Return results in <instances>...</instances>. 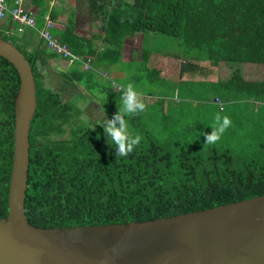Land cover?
Listing matches in <instances>:
<instances>
[{"label": "trees", "instance_id": "trees-1", "mask_svg": "<svg viewBox=\"0 0 264 264\" xmlns=\"http://www.w3.org/2000/svg\"><path fill=\"white\" fill-rule=\"evenodd\" d=\"M100 1L106 23L102 35L83 34L68 25L58 39L68 44L74 54L92 58L96 68L86 70L74 63L78 65L62 71L63 77L85 82L88 88L98 87L107 94L112 116L121 103L123 85L111 81L121 86L115 90L97 82L101 66L121 63L118 69L125 70L124 79L131 83L160 77L161 71L147 62L155 51L144 47L141 63L135 64L142 69L130 67L131 63L122 60L126 38L138 32L144 33L145 40L151 33L178 38L184 52L196 51L191 57L217 66L223 62L232 65L231 78L214 83L223 86L233 100L253 98L264 102V77L243 78L246 68L264 69V0H89L91 9ZM38 34L36 28L27 30L20 40L32 41ZM1 36L12 40L30 59L37 82L38 108L30 134L25 204L33 225L64 227L144 221L264 194V142L255 146L251 154H237L228 145L205 144L200 127L204 124L194 122L180 135H152L149 131L158 132L157 127L141 134L133 129L142 136L140 145L128 157H116L115 145L104 142L103 126L80 125V109H74L70 100L64 101L59 91L47 86L45 81L49 78L37 71V57L49 60L54 54L49 48L51 52L42 48L44 40L39 38L33 54H28L22 43V47L16 43L17 38ZM159 54L167 56L154 55ZM140 70L144 73L140 74ZM199 81L200 85L204 82ZM19 82L16 68L0 55V218L9 213L14 103ZM174 87L178 93L184 92L182 82L178 87L175 81ZM149 105L146 112L127 117L134 118L133 126L142 125V118L151 112ZM143 126L148 127L145 120ZM67 128L75 134L71 140L60 138ZM55 133L58 137L54 138Z\"/></svg>", "mask_w": 264, "mask_h": 264}, {"label": "water", "instance_id": "water-1", "mask_svg": "<svg viewBox=\"0 0 264 264\" xmlns=\"http://www.w3.org/2000/svg\"><path fill=\"white\" fill-rule=\"evenodd\" d=\"M0 55L20 80L9 213L0 218V264H264V194L144 221L33 225L25 204L37 82L30 59L1 35Z\"/></svg>", "mask_w": 264, "mask_h": 264}, {"label": "rangeland", "instance_id": "rangeland-1", "mask_svg": "<svg viewBox=\"0 0 264 264\" xmlns=\"http://www.w3.org/2000/svg\"><path fill=\"white\" fill-rule=\"evenodd\" d=\"M100 15V10L92 12L91 16L88 15V18L94 21L92 28L95 29L96 23H100V20H103L100 18ZM103 23L106 24L104 20ZM11 39L15 38L12 37ZM132 40V43H134V45L137 43L138 46L135 58L142 61L144 57V47H146L149 52L155 51L149 54L147 62L161 72L159 78L152 80L139 79L133 82V84L138 87L137 91L141 93L146 104H151L149 105L151 112L148 113V116L142 118V125H138L137 127L132 124L134 118H126L131 133L136 134L133 129H135L136 132L140 130L141 132H138L141 134L142 132L148 131L150 128L157 127V129H159L158 132H149H151L152 135H159L161 133V136H169L171 134L180 135L182 131L188 130L187 125L189 123L200 122L204 124V126H200L203 134H210L212 131L211 125L214 124V118L217 113H220L221 116L227 115L230 117L232 126L225 132L219 144L232 147L237 154L248 155L251 154L250 151L253 150L255 146L260 142H264V102L253 98L233 100L226 94L223 86L214 83L219 80L223 81L226 78H231L232 65L223 62L217 66L211 61H200L197 58H193L191 56L195 55V50L189 53L184 52L182 46L179 45L180 40L168 35L151 33L145 40L144 33L138 32L133 36ZM143 42L144 44L142 45ZM16 43L22 47L18 40ZM27 52L30 54L29 51ZM48 52L51 51L49 50ZM155 53H165L167 56L159 54L156 57L154 55ZM185 53H187L188 56ZM174 54L177 56L175 57ZM49 60L51 66L47 63ZM49 60H43L47 69L41 68L39 65L36 66L37 71L43 77L46 76L48 70L51 71V67L52 69H60L62 71L63 69H61V66L69 62L68 58L57 53L51 55ZM127 62H129L128 65L131 63L130 67L132 65H134V67H139L135 65V61L128 60ZM120 64L121 63H113L101 66V69L96 75L97 82H100V84L104 86H110L115 90H118L119 87L116 88V86L111 83L113 80L126 86L129 81L124 79L126 76L125 70L118 69ZM76 65L78 64H70L68 67L72 69ZM123 66L125 67V64H123ZM139 68L142 69L141 67ZM103 69L109 73L107 77L104 76L105 71H103ZM139 73H144V71L140 70ZM245 76L251 79L257 78L255 80H259V78L264 77V69L261 70L257 67L246 68V70H243V78H245ZM199 80H204V82L200 85ZM175 81H177L178 87L182 82V89L184 92L178 93L175 91V87L173 88ZM45 82L47 86H50L53 80H47ZM59 84L63 85L64 83L60 82ZM79 87V92L83 93L82 98L79 96L75 97L70 100V104L74 109L75 107L80 109L78 119L80 125L95 127L99 124L102 125V122L107 118L111 119V117H113L109 107L111 103L108 100L107 94H103L98 87L88 88L85 82L79 85ZM73 93L74 92L70 95H73ZM63 96H65L64 93ZM153 103H155V105H152ZM91 106L95 108L90 110ZM87 109L88 113L94 114V120L87 116ZM144 120L145 124L148 126L147 129L143 126ZM61 136L60 138L64 140H71L75 137V134L72 130L67 128L64 136ZM104 142H110L106 134L104 136Z\"/></svg>", "mask_w": 264, "mask_h": 264}, {"label": "crops", "instance_id": "crops-1", "mask_svg": "<svg viewBox=\"0 0 264 264\" xmlns=\"http://www.w3.org/2000/svg\"><path fill=\"white\" fill-rule=\"evenodd\" d=\"M6 1L8 5H12L15 0H6ZM101 2L102 1L98 2L96 4V7L94 9H91L89 0H23V7L26 9V11L32 12L35 15L36 22H37L36 27L39 29L45 27L46 17L51 18V20L54 23V26L52 27L51 31L52 33H54V36L56 37H59V33L63 31L68 25L75 27L76 31L83 33V34L91 33V34L102 35L104 32L103 30H104V25H105L103 23V20H104L103 14L100 15V18L103 20H100L101 21L100 23H96L95 29L92 28L94 25V21L88 18V15L91 16L92 12L101 10L99 9V5L101 4ZM43 11H44V15L41 14ZM20 27H22L21 24H19L12 18L8 17L4 19L2 22H0V34L9 36L11 38L12 37L17 38L18 41L22 43L31 54H33L35 50L34 44L36 41L39 42V38L41 37L38 34L37 36H34L32 38V41H28V42H26V40L21 41L20 38L22 37L23 32L30 30V29H35V28L26 26L23 28V30H19ZM133 36L134 35L128 36L125 40L123 51H122V60L124 62H127L128 60L135 61V62H141V60H138L135 58V55H137L136 49L138 46H137V43L135 45L134 43H132ZM46 44L47 43L44 40L42 48H46V52H48L49 49ZM143 44L144 42L142 43V45ZM37 58H38L37 59L38 65L41 68L47 69V66L46 64H44V61H43L46 59L43 57L41 58L37 57ZM47 63L49 66H51L50 60ZM67 64L70 65L69 62H67ZM67 64L64 66H61L62 67L61 69H63L62 70L63 72L69 70V67ZM50 70H51L49 71L50 73L49 72L46 73V77L49 78V81L54 80L51 86H53L56 91L62 92L64 94H65V90H67L68 92L69 91L75 92V93L79 92L78 89L80 88L79 85H82L81 83L72 82L70 80L65 79L60 69H52L51 67ZM131 73L133 74L134 71H131ZM60 82L64 84L60 85L59 84ZM114 85L116 86V88L118 87L117 84H114ZM68 86H69V90H68ZM81 94L83 95L82 92H80V94L78 95L80 96ZM94 108H95L94 106H91L90 110H93ZM91 115H94V114L91 113Z\"/></svg>", "mask_w": 264, "mask_h": 264}, {"label": "clouds", "instance_id": "clouds-1", "mask_svg": "<svg viewBox=\"0 0 264 264\" xmlns=\"http://www.w3.org/2000/svg\"><path fill=\"white\" fill-rule=\"evenodd\" d=\"M121 103L118 105V111L111 119L102 122L104 133L111 145H115L116 157H128L133 153L142 140L139 134H133L129 131L126 118L139 115L147 108V104L141 93L136 90L133 83L129 82L121 89ZM232 126V120L227 115L221 116L217 113L214 118V124L211 125V133H205V144L209 146L217 145L225 132Z\"/></svg>", "mask_w": 264, "mask_h": 264}, {"label": "built area", "instance_id": "built-area-1", "mask_svg": "<svg viewBox=\"0 0 264 264\" xmlns=\"http://www.w3.org/2000/svg\"><path fill=\"white\" fill-rule=\"evenodd\" d=\"M8 17L22 25L19 30H23L24 26L37 28L36 17L32 12L26 11L23 7V0H15L12 5H8L6 0H0V22ZM53 26L54 23L51 18L46 17L45 27L37 28L40 37L46 41L48 48L52 52L68 58L70 64L79 63L86 70L96 69L92 58H82L74 54L68 44L63 43L58 37L54 36L51 32ZM104 76H107L106 72H104ZM118 87L121 88V86Z\"/></svg>", "mask_w": 264, "mask_h": 264}, {"label": "flooded vegetation", "instance_id": "flooded-vegetation-1", "mask_svg": "<svg viewBox=\"0 0 264 264\" xmlns=\"http://www.w3.org/2000/svg\"><path fill=\"white\" fill-rule=\"evenodd\" d=\"M50 73V72H49ZM54 81V80H53ZM58 81H60V80H58ZM57 81V82H58ZM78 88V87H77ZM64 89H65V87H64ZM79 90V89H78ZM61 93V96H62V98H63V100L64 101H68V100H72L73 98H75L76 96H79L78 94H80V92H78V93H73V95H70L72 92L71 91H67V90H65V94H67L66 95V97H63V93L62 92H60ZM80 98H82V94L79 96ZM97 113H98V111H97ZM86 114H87V116L88 117H90L92 120H94V118H95V116L94 115H91L90 113H88V109H87V111H86ZM54 138L55 137H58V135L55 133V134H53L52 135ZM64 136V135H63ZM105 136V135H104ZM42 144V143H41Z\"/></svg>", "mask_w": 264, "mask_h": 264}]
</instances>
